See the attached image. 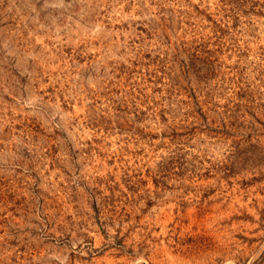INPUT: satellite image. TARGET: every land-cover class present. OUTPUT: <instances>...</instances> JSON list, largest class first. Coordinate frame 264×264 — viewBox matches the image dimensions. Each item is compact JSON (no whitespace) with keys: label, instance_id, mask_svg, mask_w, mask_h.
Segmentation results:
<instances>
[{"label":"rangeland","instance_id":"obj_1","mask_svg":"<svg viewBox=\"0 0 264 264\" xmlns=\"http://www.w3.org/2000/svg\"><path fill=\"white\" fill-rule=\"evenodd\" d=\"M0 264H264V0H0Z\"/></svg>","mask_w":264,"mask_h":264}]
</instances>
